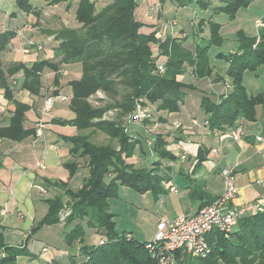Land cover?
Wrapping results in <instances>:
<instances>
[{
	"label": "trees",
	"instance_id": "1",
	"mask_svg": "<svg viewBox=\"0 0 264 264\" xmlns=\"http://www.w3.org/2000/svg\"><path fill=\"white\" fill-rule=\"evenodd\" d=\"M34 1L38 0H17L16 4L22 12L39 18L41 12H34ZM42 1L50 6L66 3L67 10L73 2ZM96 1L78 0L76 21L79 27H64L55 33L52 41L57 43L54 57L39 59L30 65L14 63L6 67L3 54L13 47L18 30L6 28L2 33L4 30L0 29V91L13 108L8 125L0 127V139L21 143L36 135V130L25 128L26 114L34 109V101L59 96L63 88L64 67L80 64L82 78L70 83L73 93L70 109L75 118L71 121L54 119L53 122L76 128L77 135L67 141L72 145L71 153L86 160L88 176L80 189H70L66 184L59 186L64 194L45 201L47 214L34 232L61 223L70 225L71 232H67L66 243L74 247L84 244L83 224L87 222L88 226L98 228L105 237L102 239L104 243L80 247L79 254H70L69 264H155L146 249L148 242H141L130 233L117 232L116 215L110 212L109 201L119 196L122 187L139 194H151L155 200L163 192L161 184L164 178L155 173L156 168L137 164V152L143 157L149 154L159 159L157 162L152 160V167L163 160L176 162L177 158L168 151V143L162 136L156 137L152 147L144 145L141 139H134L123 123V114H133L138 101L156 107L157 112L179 113L184 90L193 88L179 78L189 67L198 79L211 77L210 51L214 47H223L225 40L221 35V25L210 19L208 41L192 51L184 46L181 39L172 36L161 39L157 31L145 33L143 29L148 24H143L136 17L140 0H114L100 11ZM221 1L223 6L218 7L215 13H224L230 20H235L239 10L247 8L254 0ZM167 2L181 8L193 5L204 9L209 7L206 0H160L161 8ZM205 24V20L198 25L196 23L198 31H202ZM237 38L241 55L231 53L227 57L231 67L228 74L232 79V93L222 97L219 103L210 98H204L202 103L204 112L209 115V128L221 132L233 128L241 116L253 121L255 107L263 99L262 95L254 97L248 94L243 78L247 71L264 66V36L258 44L255 38L247 37L243 32H239ZM153 47L158 48V54ZM223 56L221 53L218 58L225 59ZM163 57L166 59L165 71L160 73L158 61ZM48 71L55 76L53 88L43 86L42 78ZM97 92L110 99L105 108L94 109L90 105L89 100ZM20 93H26L32 101H23L24 98L18 97ZM110 109H117L122 115L114 122L101 120ZM95 132L105 134L112 142L116 141L117 146L93 142L92 134ZM200 154L203 155L204 150L200 149ZM67 166L70 176L74 177L79 164L71 162ZM213 201L206 202L202 207ZM67 208L70 213L62 219L61 215ZM2 230L0 222V264H18L19 257L26 255L25 249L8 247ZM208 242L210 255L189 259L187 264H264V210L240 219L228 236L213 231L208 236Z\"/></svg>",
	"mask_w": 264,
	"mask_h": 264
},
{
	"label": "crops",
	"instance_id": "2",
	"mask_svg": "<svg viewBox=\"0 0 264 264\" xmlns=\"http://www.w3.org/2000/svg\"><path fill=\"white\" fill-rule=\"evenodd\" d=\"M40 2L41 10L47 17L62 21L55 11L62 12L63 6L67 7L66 3L50 6L45 1ZM206 2L208 6L212 2L219 4L218 7L223 6L221 0H206ZM147 3L150 7L149 0ZM140 4H142L141 0L139 6ZM73 7H76V11L78 0H73L71 8ZM162 9L164 15V6ZM179 9L183 11L189 7H180ZM255 13L252 20L248 14H242V10H239L235 20L224 19L222 22H218L221 25V35L225 40L224 45L227 46L223 45V48L225 47L227 50L225 52L214 50L215 53L210 54L213 68L211 77L198 79L192 68L189 67L185 75L179 78L180 81L193 87L184 90V100L179 113L158 112V117L149 120V122L129 123L127 121V125H125L128 133L134 139H141L148 146L155 141L157 136L164 137L168 143V151L177 158L176 162L163 160L156 167L151 168H156L155 173L164 178L161 184L163 192L158 195L156 202L163 203L168 207L165 198H173L178 201L179 208L174 210L177 214L175 217L195 215L203 204L221 196L224 193V181L220 174L225 168H232L235 172L238 191L233 201L234 205L252 206L261 203L264 199V66L258 67L254 71H247L243 78L244 86L250 96L262 95L263 97L260 104L255 107L253 121L241 116L233 128L223 132L212 130L209 126L204 125L209 115L202 108L204 98H210L214 103H219L222 97L228 96L233 91L232 79L228 74L231 67L227 57L231 53L241 55V51L238 52L240 42L237 34L243 32L247 37L255 38L257 44L264 36V26L256 25L257 21L264 23V6L262 10ZM223 14H218V18ZM163 15L161 18L164 29L163 26L152 23L151 26L148 24L143 31L145 33L157 31L159 34L157 36L161 39H165L166 34L181 39L184 46L192 51L202 42L201 39L205 43L208 41L210 37L208 22L202 31L199 30L197 35L193 34L192 36L186 33L184 27H167L168 20L164 19ZM31 16H28L27 23L31 20ZM174 20L178 21L176 17ZM196 23V20L192 21L191 26L194 28ZM64 25L68 26L67 22H64ZM74 27L78 28L79 24ZM0 28L3 30L2 28L6 27L0 25ZM162 30L163 35L160 34ZM13 49L14 45L3 54L4 60L12 64L14 62L8 59V55ZM153 50L155 49L153 48ZM156 53L157 50H155ZM221 53L225 59L218 58ZM162 61L165 63L166 59L164 57L159 59V62ZM187 76L190 80L188 83L186 82ZM218 76L221 78L219 79ZM44 87L50 88L48 85ZM61 94L64 95L62 92ZM18 97L24 98L23 101L26 102L32 101L26 93H20ZM34 102V109L26 114L25 128L38 131V125L42 118L43 100L39 99ZM67 103L56 102L53 111L56 110L57 104L66 105ZM12 109L4 99L3 92L0 91V127L8 125ZM74 118L75 115L71 111L67 121ZM54 119L50 116L44 119L41 136L37 134L30 136L21 143L0 139V222L6 245L25 249L26 255L20 256L18 263L25 258L28 260V256H31L30 260H36L37 256L33 250L38 245L41 246L42 254L47 255L52 252L50 244L44 243L41 232L45 229L49 231L56 228L61 236L62 229L60 228L62 226L44 227L40 231L34 232L39 222L47 214L48 206L45 201L64 194L63 189L59 188L61 184H66L73 190L80 189L84 179L88 176L86 160L75 157L71 153L72 145L67 141L69 137L77 135L76 128L55 123ZM195 122L198 124L195 125ZM239 126L243 128L244 133L240 141H235L232 138V132ZM200 149L204 150V154L199 156ZM137 155H139V159L137 156L135 159L139 162L138 164L149 163L151 166L149 156L143 157L140 152H137ZM157 161L159 159H156ZM71 162L79 164V169L74 177L70 176L67 166ZM80 173L83 177L75 184L74 181ZM253 214L255 213L251 212L248 215ZM162 218L167 217L165 214L157 216V223ZM44 249L47 251L44 252ZM59 259H62L59 261H64L63 264H69L70 253H64Z\"/></svg>",
	"mask_w": 264,
	"mask_h": 264
},
{
	"label": "rangeland",
	"instance_id": "3",
	"mask_svg": "<svg viewBox=\"0 0 264 264\" xmlns=\"http://www.w3.org/2000/svg\"><path fill=\"white\" fill-rule=\"evenodd\" d=\"M17 0H0V25L5 26L6 28H9L13 31H20V34H17V37L14 42V49L12 52L9 53L8 59L16 64H27L30 65L34 62H36L39 59H50L54 57V49L57 47V43L54 44L52 41L49 43L46 41L49 39H52L55 37V33L59 32L62 28H75L74 26L78 25L76 22V11L75 8H70L71 10L67 11L66 6H63L62 12L59 10H56L55 13L59 18H61L62 21L56 20L52 17H47L43 10H41L42 4L40 1H34L32 2L34 12L40 11L41 16L37 18L35 15L31 14V20L28 21V16L26 13L19 10L16 4ZM114 0H97L96 1V7L97 10L100 11L106 6L113 3ZM142 4L137 8L136 10V17L137 19L142 22L143 24L148 26H151V24H158L160 26H163L164 24L162 22V8L159 9L157 13H151L150 14V7L147 5V0H141ZM150 6L154 4H158L161 6L160 0H149ZM219 4L212 2L208 9H204L201 6L193 5L189 6V9H185L181 11L175 4H170V2H167L164 5V15L163 18L168 20V23L174 20V18H177V22L179 23L178 27H184L186 29V33L193 36V34L197 35L199 33L198 28L195 26L194 28L191 26L192 21H197V25L202 21L205 20L206 22H209L210 19L213 18L214 22H222L224 19L229 20L228 15L223 14L222 17L218 18V14L215 13L216 9L218 8ZM264 6V0H254L247 8H243L242 14L246 13L248 16L253 20L254 14H256V11L262 10ZM7 8V9H6ZM7 10V13L5 11ZM196 10V11H194ZM67 11V12H66ZM230 21V20H229ZM64 22H67L68 26L64 25ZM254 22V21H253ZM166 23V22H165ZM28 27L24 29L25 27ZM167 27L170 28L168 25ZM148 31V30H146ZM210 33V30H208ZM152 32V31H151ZM2 33H5V30L2 31ZM33 33V36H32ZM160 34H164L163 30L160 32ZM159 35V34H158ZM167 36V34H166ZM46 40V41H45ZM200 44H204V40ZM30 42H44L45 50L43 52L37 53V51H34L33 54L26 55L24 53V48L28 47ZM226 46V45H224ZM227 47V46H226ZM155 50H157L158 54V48L153 47ZM154 50V52H155ZM214 50H221L225 52L227 48H217L214 47L211 49L210 54L213 55L215 53ZM161 59V58H159ZM159 63V61H158ZM163 64L164 62H160ZM166 64V62H165ZM6 67H9L12 65L11 62L5 61ZM67 74H66V73ZM62 85L63 88L61 92L68 97L69 102L66 105H56V110L49 114L50 118H57L62 119L63 121H67L70 116V106L71 101L73 99V93L70 86V83L80 80L82 78V67L80 64H73L69 66L64 67V72H62ZM54 74L52 72H46L44 74L42 81L43 84L45 82V85H48L50 88H53L54 86ZM189 76H187V83L189 82ZM104 95V94H103ZM110 102V99L107 98L104 95V98L98 99L96 96L92 97L91 100H89L90 105L94 109H102L105 108L106 105ZM140 108V109H139ZM139 109V111H138ZM138 111V113H137ZM144 112L146 117L139 120H130L131 117H134V115L137 113ZM157 108L153 107L152 105H144L140 101L137 103V108L133 114L125 116L123 114V123L124 125H127V121L129 123L132 122H144L152 120L156 117H158ZM122 115V112L117 109H110L108 110L103 116V121L108 122H114L118 120V117ZM48 116V117H49ZM66 119V120H65ZM92 141L97 144H103V145H113L117 146V142L113 141L106 136L105 134L101 132H95L92 134ZM145 145V143L143 142ZM153 145V144H152ZM150 145L149 147H152ZM148 149V148H147ZM147 153V150H146ZM137 158L139 155H136ZM150 157V155L148 154ZM155 158V157H154ZM153 157L149 158L150 163L152 164ZM139 159V158H138ZM136 160V159H135ZM145 161V158L143 159ZM156 161V159H154ZM137 164L139 163L136 160ZM147 167H151L149 163L145 164ZM144 167V164H143ZM150 168V169H151ZM82 172V171H81ZM82 173L79 174L77 179L74 181L75 184L79 182V180L82 179L83 176H81ZM165 201L168 203V207L163 203H158L156 200L152 197L151 194H139L129 188L122 187L119 191V196L117 198L111 199L110 205H111V213H114L115 221L117 222V232L122 234L130 233L132 236H134L135 239L141 241V242H149L152 240L155 229L157 225V216L165 214L167 218L174 219L175 216H177L175 209L179 208L178 201H175L173 198H165ZM166 212V213H164ZM70 210L69 208L65 209V212L61 215V217L65 218L69 215ZM176 218V217H175ZM58 226H62L60 229H62L61 236H59L58 229L55 228V230L51 229L49 231H42L41 236L44 238V243L50 244L51 253L50 254H42L41 252V246L38 245L34 248L33 253L35 256H37L36 260H30L31 256H28L27 258L21 260L18 264H58L62 263L64 261H59L62 259H59L61 255L64 253H70L73 255L79 254L80 247H91V246H97L99 244H103L105 237L99 233L98 228L90 227L88 226L87 222L83 224L85 235L83 236L84 244H79L78 246L70 247L66 243V235L71 232V226L65 225L63 223L59 224ZM53 231V232H52ZM68 232V233H67ZM45 235V236H44ZM4 256V254H3ZM57 256V258H55ZM43 257V258H42ZM81 260V259H79ZM66 264V263H65Z\"/></svg>",
	"mask_w": 264,
	"mask_h": 264
},
{
	"label": "built area",
	"instance_id": "4",
	"mask_svg": "<svg viewBox=\"0 0 264 264\" xmlns=\"http://www.w3.org/2000/svg\"><path fill=\"white\" fill-rule=\"evenodd\" d=\"M159 9L161 10V6L158 4L150 6V14L157 13ZM167 24L171 28L178 25L176 20ZM256 25L260 27L264 26V23L257 21ZM25 28L28 27L26 26ZM2 29L6 30V28ZM17 34H20L19 30ZM51 41L53 40L49 39L46 43ZM45 45L41 42H30L28 47L24 48V53L29 55L34 51H37V53L43 52ZM164 64L158 63L160 73L165 71ZM94 96L98 99L104 98L102 92H97ZM56 102L67 103L69 99L62 94L57 97L43 99L42 118L37 131L38 136L42 135L43 121L52 113ZM137 113L130 120H139L146 117L144 112ZM197 124L195 122V125ZM204 125H209L208 119ZM243 133L242 127H236L232 132V138L235 141H240ZM220 175L224 181V193L212 203L200 208L195 215H184L174 219L162 218L157 223L155 234L146 246L155 264H187L189 259L206 258L211 253L208 236L213 231L217 230L228 236L237 226L240 219L251 212L258 213L264 210V199L261 203L252 206L239 207L234 205L233 201L238 191L234 169L225 168ZM46 251L47 249H44V252Z\"/></svg>",
	"mask_w": 264,
	"mask_h": 264
}]
</instances>
